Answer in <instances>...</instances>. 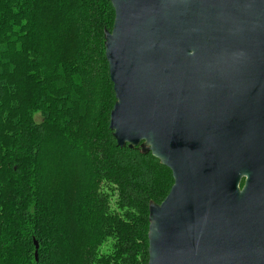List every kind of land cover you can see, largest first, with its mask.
Returning <instances> with one entry per match:
<instances>
[{
  "label": "water",
  "instance_id": "obj_1",
  "mask_svg": "<svg viewBox=\"0 0 264 264\" xmlns=\"http://www.w3.org/2000/svg\"><path fill=\"white\" fill-rule=\"evenodd\" d=\"M111 2L110 129L174 179L148 264H264V0Z\"/></svg>",
  "mask_w": 264,
  "mask_h": 264
},
{
  "label": "trees",
  "instance_id": "obj_2",
  "mask_svg": "<svg viewBox=\"0 0 264 264\" xmlns=\"http://www.w3.org/2000/svg\"><path fill=\"white\" fill-rule=\"evenodd\" d=\"M114 22L111 0H0V264L149 263V205L174 179L142 144L120 148L110 129ZM98 100L106 120L89 135ZM50 158L67 168L51 171ZM103 180L118 184L123 217L109 212ZM109 236L116 247L101 254Z\"/></svg>",
  "mask_w": 264,
  "mask_h": 264
},
{
  "label": "rangeland",
  "instance_id": "obj_3",
  "mask_svg": "<svg viewBox=\"0 0 264 264\" xmlns=\"http://www.w3.org/2000/svg\"><path fill=\"white\" fill-rule=\"evenodd\" d=\"M55 18L62 20V12L60 11H55ZM49 14L48 13H43L41 15L42 18H46ZM61 30L58 29L57 31V35L56 36H60L61 35ZM27 37V36H26ZM26 39V38H25ZM96 104H99L97 108H95L94 110H91L89 113V118L86 122V125L84 127L85 132H89L90 135V131L92 133V128H94L96 126V124H98L99 121H105L106 120V116L104 114V100H98ZM100 105H101V110H103V113L99 110L100 109ZM35 120H37V122L41 121V117L40 115H36ZM53 157V155H52ZM52 160L53 158H50V160L48 162H50L52 164ZM65 169L66 167H63L62 165H60V161H57L56 167L54 164H52V168L50 169L51 171H57L60 172V169ZM113 170V168L108 169L109 172H111ZM101 186V193L102 196L105 197L106 200H110V204H108L109 206V212L111 214L113 213H118L120 214V217H123V214L127 211V205H122L119 204L120 202V194H119V188H117L118 184L116 185V183L114 182H109L106 180H103L102 183H100ZM123 222H125V220L121 219ZM127 222V221H126ZM117 239L114 238L113 236H109V237H105V239L103 240V242L101 243V254L103 253H111V251H113L116 247L117 244ZM139 264H143L141 259L138 260Z\"/></svg>",
  "mask_w": 264,
  "mask_h": 264
}]
</instances>
